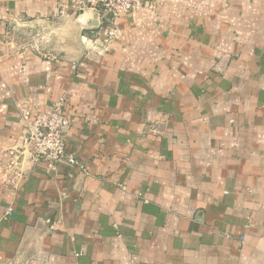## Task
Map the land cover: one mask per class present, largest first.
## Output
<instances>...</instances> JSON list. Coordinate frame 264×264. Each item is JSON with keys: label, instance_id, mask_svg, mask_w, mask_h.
I'll list each match as a JSON object with an SVG mask.
<instances>
[{"label": "crops", "instance_id": "obj_1", "mask_svg": "<svg viewBox=\"0 0 264 264\" xmlns=\"http://www.w3.org/2000/svg\"><path fill=\"white\" fill-rule=\"evenodd\" d=\"M158 1L0 0V153L65 97L76 159L0 167V264H264V0Z\"/></svg>", "mask_w": 264, "mask_h": 264}, {"label": "built area", "instance_id": "obj_2", "mask_svg": "<svg viewBox=\"0 0 264 264\" xmlns=\"http://www.w3.org/2000/svg\"><path fill=\"white\" fill-rule=\"evenodd\" d=\"M75 11H89L100 22L104 32L113 35L116 18L139 7L156 9L155 0H68ZM65 97L53 102L45 111L21 109L22 132L16 145L0 153L2 181L16 188L28 174L27 163H48L54 166L62 158L75 163L67 151V130L72 119L65 111Z\"/></svg>", "mask_w": 264, "mask_h": 264}]
</instances>
